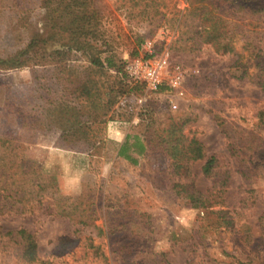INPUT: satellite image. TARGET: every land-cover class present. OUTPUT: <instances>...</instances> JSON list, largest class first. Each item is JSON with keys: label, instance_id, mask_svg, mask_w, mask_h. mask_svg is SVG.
I'll return each mask as SVG.
<instances>
[{"label": "rangeland", "instance_id": "374dc122", "mask_svg": "<svg viewBox=\"0 0 264 264\" xmlns=\"http://www.w3.org/2000/svg\"><path fill=\"white\" fill-rule=\"evenodd\" d=\"M90 2L98 32L84 37L116 69L89 77L81 53L53 64L43 54L68 38L59 0H0V135L20 137L26 160L58 189L33 215L0 216V231L31 232L39 264H264V91L253 79L264 59L253 61L240 36L234 52L201 44L187 0ZM136 59L164 63L157 90L145 72L131 76ZM89 81L103 103L115 98L108 111L83 104ZM151 119V132L174 120L178 136L216 158L211 176L198 160L181 178L204 196V207L178 195L170 159L155 141L137 153L135 136L153 138ZM59 195L82 197L97 221L83 226L56 216ZM118 211L126 226L110 236L105 217ZM138 237L133 263L119 247ZM17 252L2 249L0 264H22Z\"/></svg>", "mask_w": 264, "mask_h": 264}, {"label": "trees", "instance_id": "16d2710c", "mask_svg": "<svg viewBox=\"0 0 264 264\" xmlns=\"http://www.w3.org/2000/svg\"><path fill=\"white\" fill-rule=\"evenodd\" d=\"M187 1L189 8L186 10V17L191 18V20L199 17V40L201 44H211L221 54L234 52L235 39L240 36L249 57L253 61L259 62L258 64L261 63V59H264V0ZM44 4L47 7L50 6L47 1ZM89 6L91 7L90 0H59L58 10L63 14V19L67 21L68 27L65 31L68 33V38L64 44H60L52 52L43 54L48 60L51 58L50 61L53 64L54 62H68L72 53H81V57L87 63L86 70L90 71L88 74L90 77L93 72H107L110 69H116V66L110 59L102 60L100 47L84 37L86 34L98 32V25L93 22L96 16L95 10H90ZM57 44H59L58 41ZM253 77L256 85L264 91V67L253 74ZM88 83H90L91 88L85 83L86 85L81 90V96L87 97L83 104H91L90 110H94L93 113H97L95 111H98L99 108L108 111L115 98L110 94L106 103H103L99 92H97L98 85L96 82L89 81ZM93 85L96 92H94ZM95 101L99 103H95ZM64 102L70 101L66 99ZM151 122L148 134L151 133L153 138L148 141L140 139L139 136L134 137L136 140L134 147L137 153L139 155L145 154L150 144L155 141L170 159L172 175L177 176V178L169 179V182L174 183L175 188L178 186L182 188L178 195L189 201L194 208L204 207L206 202L204 196L191 189L189 183H182L181 178L188 171L189 165L198 160H205L202 172L205 176H211L216 167V158L214 156L205 157L201 142L195 139L189 140L184 135L178 136V126L174 120H171L172 123H169L167 128H156L152 132L151 126L154 123L152 119ZM20 139V137H15L9 133L0 135V216L9 214L33 215L42 210L48 191L58 190L54 186L52 177L47 176L37 162L26 160ZM82 199L79 197L72 200L59 195L54 203V214L77 220V223L83 226L91 221H97L96 211L90 207L87 208V205L83 207ZM120 214L118 211L112 216L106 215L105 227L108 235L121 233L125 229L126 224L121 223L123 216ZM144 230L141 227V231L144 232ZM0 237V245L2 243L0 251L6 247L16 248L22 264H39L41 255L38 244L34 235L27 229L0 231ZM139 240L140 237L134 241L124 242L119 247L121 253L133 263L135 261L131 254L139 246L137 244ZM91 244L95 255L97 254V257L105 260L101 245L93 244V241Z\"/></svg>", "mask_w": 264, "mask_h": 264}, {"label": "built area", "instance_id": "2783aa9c", "mask_svg": "<svg viewBox=\"0 0 264 264\" xmlns=\"http://www.w3.org/2000/svg\"><path fill=\"white\" fill-rule=\"evenodd\" d=\"M164 63H156L152 65L148 61L136 59L130 66V69L134 71L131 75L134 79H140L142 72L146 73V79L152 90H157L161 84V70Z\"/></svg>", "mask_w": 264, "mask_h": 264}]
</instances>
